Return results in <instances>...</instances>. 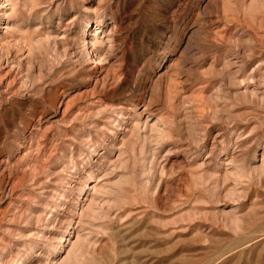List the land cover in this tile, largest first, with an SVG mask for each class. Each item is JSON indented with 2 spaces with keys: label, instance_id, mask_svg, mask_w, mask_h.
<instances>
[{
  "label": "rangeland",
  "instance_id": "rangeland-1",
  "mask_svg": "<svg viewBox=\"0 0 264 264\" xmlns=\"http://www.w3.org/2000/svg\"><path fill=\"white\" fill-rule=\"evenodd\" d=\"M0 264H264V0H0Z\"/></svg>",
  "mask_w": 264,
  "mask_h": 264
}]
</instances>
